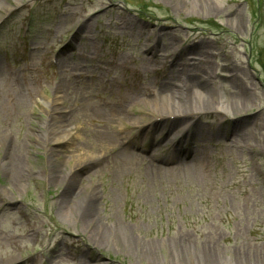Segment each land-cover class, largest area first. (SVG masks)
I'll return each mask as SVG.
<instances>
[{
    "label": "rangeland",
    "instance_id": "obj_1",
    "mask_svg": "<svg viewBox=\"0 0 264 264\" xmlns=\"http://www.w3.org/2000/svg\"><path fill=\"white\" fill-rule=\"evenodd\" d=\"M15 1L0 0V261L196 264L214 251L219 264H264V0H211V13L196 0ZM188 80L252 99L192 115L178 137L150 129L167 88ZM16 90L23 100L2 112ZM48 107L64 142L44 139ZM114 108L120 124L106 120ZM180 142L191 159L173 153ZM8 144L26 162L18 185ZM63 200L89 204L91 223Z\"/></svg>",
    "mask_w": 264,
    "mask_h": 264
},
{
    "label": "bare ground",
    "instance_id": "obj_2",
    "mask_svg": "<svg viewBox=\"0 0 264 264\" xmlns=\"http://www.w3.org/2000/svg\"><path fill=\"white\" fill-rule=\"evenodd\" d=\"M168 1V0H167ZM173 0H170L169 2H172ZM174 0L173 2H175ZM183 1L184 0H180ZM198 3L199 10H205L208 13H211L215 11L217 8L211 0H196ZM219 1V0H218ZM16 2V1H15ZM20 0H17V5L19 4ZM221 2V1H220ZM215 5V6H214ZM1 10L6 11V7L0 6ZM8 11V10H7ZM244 24L243 19L241 17H237V28L240 29L241 26ZM218 31H221V29H217ZM224 32V31H222ZM155 47V46H154ZM154 47L152 50H154ZM157 49V48H156ZM159 53V52H158ZM159 56V55H158ZM179 76V75H178ZM176 74L173 75L172 80L179 79ZM4 81V80H2ZM1 81V85L4 83ZM174 81V82H177ZM189 81V80H188ZM187 82V81H186ZM175 86V85H174ZM195 88H198L199 91H195ZM243 93V91H241ZM6 95L7 97H5ZM24 93L23 91H17L8 94V92L2 93V98L4 97L5 101L3 104H1V111H10L11 108L16 107L20 104V102L23 100ZM251 96L247 95L246 93L242 95H233V98L236 99L234 101L224 102L222 99L218 98V92L211 88L209 86L208 82H199V84H195L192 81H189L187 83L183 82V85H179L178 87H168L167 90L164 92V96H162V103L164 105L163 111L164 113H160L159 116L162 118L160 122L157 124H152L150 129H154L156 125H162L161 128V135H174V137H178L180 133L173 134L174 131H178L179 129H193L194 127H197L198 124L190 125L191 120L189 119L192 115L195 116H201L203 114H208V112H217V113H227V112H233V113H240L238 111L242 110L245 106L248 105L249 101L252 99ZM156 99V98H155ZM59 103V99L55 97L53 100V104L57 105ZM53 107V106H52ZM52 107H48L47 110V121L46 119V128H44V139L47 140L48 143H61L66 140L68 136H65L63 138H60L58 140H55V137L57 134L61 132L62 129H64L66 126H68L67 122L61 119L58 115V108L55 110ZM160 111V110H158ZM162 111V112H163ZM127 115L125 111H122L120 108H114L110 109L106 114V120L107 122H117L118 124L122 123L127 119ZM174 117L173 120L170 121V118ZM194 117V116H193ZM186 123V125L183 127L182 124ZM149 129V130H150ZM182 132V131H180ZM171 135V136H172ZM112 141L116 142L114 138L111 139ZM118 141V139H117ZM118 143V142H116ZM122 151L127 152L129 149L124 146V143H120ZM8 152V160L6 162V174L5 176L7 179L10 180L12 184L18 185V180L21 179V176H23V171L25 170V161L22 158H19L15 153H13L14 148L11 146V144H8L7 150ZM11 153V154H10ZM48 154V164L52 165L53 162L59 157L58 153L56 151L49 150L47 152ZM93 160V159H92ZM54 183L59 184V181L57 179L52 180ZM64 183V180H63ZM62 204L66 205L71 209L77 208V212L79 213V216L81 219L84 220H90L93 219L95 216L93 210L88 207V205L84 206L83 204H80L77 202V200L72 201H62ZM71 206V207H70ZM73 211V210H72ZM74 212V211H73ZM91 223V221H89ZM94 238V243L96 246L103 245L104 241L106 240L103 237H100L97 232L92 233ZM132 242V241H131ZM145 246H141L140 249H138L137 253H145L150 254L149 248L143 249ZM148 249V250H147ZM145 250V251H143ZM188 251L187 248L183 247L179 252H176V257L178 259V263L183 262V258L186 257L185 253ZM7 255V254H6ZM149 260H152V256L148 257ZM12 260L4 261L1 260L0 264H10ZM219 258L216 252L212 251H204L202 253L198 254L197 262L196 264H219ZM182 264V263H180Z\"/></svg>",
    "mask_w": 264,
    "mask_h": 264
}]
</instances>
